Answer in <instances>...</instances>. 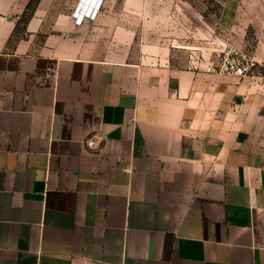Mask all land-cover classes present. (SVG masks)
I'll return each mask as SVG.
<instances>
[{
    "label": "crops",
    "instance_id": "crops-1",
    "mask_svg": "<svg viewBox=\"0 0 264 264\" xmlns=\"http://www.w3.org/2000/svg\"><path fill=\"white\" fill-rule=\"evenodd\" d=\"M31 1L0 0V264H264V76L110 59L103 6Z\"/></svg>",
    "mask_w": 264,
    "mask_h": 264
},
{
    "label": "rangeland",
    "instance_id": "rangeland-1",
    "mask_svg": "<svg viewBox=\"0 0 264 264\" xmlns=\"http://www.w3.org/2000/svg\"><path fill=\"white\" fill-rule=\"evenodd\" d=\"M76 3L59 0L55 11L71 12L76 23ZM103 9L115 23L107 36L110 59L208 69L232 52L248 75L264 76V0H105Z\"/></svg>",
    "mask_w": 264,
    "mask_h": 264
},
{
    "label": "built area",
    "instance_id": "built-area-1",
    "mask_svg": "<svg viewBox=\"0 0 264 264\" xmlns=\"http://www.w3.org/2000/svg\"><path fill=\"white\" fill-rule=\"evenodd\" d=\"M105 0H92V3L88 5L81 18H79L76 14L74 16L77 24H82L86 19H95L97 14L100 12L103 3ZM80 6L76 9L79 10ZM93 13V14H92ZM232 54V52H230ZM230 54H228L227 58L223 60L218 66H211L208 68L209 71H218L222 74L232 75V76H241L245 77L248 75L249 68L244 62H241L239 59L230 58Z\"/></svg>",
    "mask_w": 264,
    "mask_h": 264
},
{
    "label": "bare ground",
    "instance_id": "bare-ground-1",
    "mask_svg": "<svg viewBox=\"0 0 264 264\" xmlns=\"http://www.w3.org/2000/svg\"><path fill=\"white\" fill-rule=\"evenodd\" d=\"M83 3H84V4H83ZM91 3H92V0H82L81 3L79 4V6H80L79 10H76V11H75L74 16H75V14H76L79 18H81L82 15H83V13H84L85 8H86L88 5H90ZM82 4H83V5H82ZM79 6H78V7H79ZM92 14H93V13H92ZM89 19H91V18H89Z\"/></svg>",
    "mask_w": 264,
    "mask_h": 264
},
{
    "label": "trees",
    "instance_id": "trees-1",
    "mask_svg": "<svg viewBox=\"0 0 264 264\" xmlns=\"http://www.w3.org/2000/svg\"><path fill=\"white\" fill-rule=\"evenodd\" d=\"M39 0H32L28 6V10L32 13L33 10L35 9L36 4L38 3Z\"/></svg>",
    "mask_w": 264,
    "mask_h": 264
}]
</instances>
